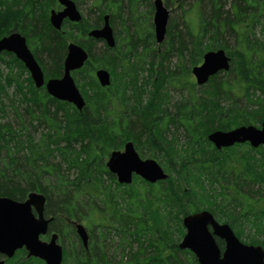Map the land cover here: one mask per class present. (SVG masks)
I'll list each match as a JSON object with an SVG mask.
<instances>
[{
  "label": "trees",
  "instance_id": "obj_1",
  "mask_svg": "<svg viewBox=\"0 0 264 264\" xmlns=\"http://www.w3.org/2000/svg\"><path fill=\"white\" fill-rule=\"evenodd\" d=\"M94 1V17L89 9L58 32L48 23L56 0H0V38L21 33L45 79L61 76L68 42L88 52L73 73L85 101L81 112L37 90L13 55H0L7 68L0 69V97L4 87L15 89L14 123H0V197L44 196L48 230L63 247L61 264H197L178 243L183 217L202 210L264 249V147L219 151L207 140L211 132L257 127L264 119V0H163L179 14L159 45L150 0ZM105 14L113 48L86 36ZM219 49L232 56L229 71L203 86L192 83L190 69ZM99 68L109 72V87L98 84ZM126 142L143 159L159 161L167 179L118 184L105 162ZM72 221L85 226L86 249ZM5 264L44 263L19 250Z\"/></svg>",
  "mask_w": 264,
  "mask_h": 264
},
{
  "label": "water",
  "instance_id": "obj_2",
  "mask_svg": "<svg viewBox=\"0 0 264 264\" xmlns=\"http://www.w3.org/2000/svg\"><path fill=\"white\" fill-rule=\"evenodd\" d=\"M63 7L60 12L51 11L50 25L60 30L65 19L79 22L81 15L72 0H57ZM153 33L156 44L165 39L168 22V10L161 0L153 2ZM93 40H103L108 48L115 46L109 17L103 16V24L98 29L88 32ZM12 53L23 63L30 74L36 89L45 87L52 98L72 104L81 112L85 106L71 73L81 69L88 58V53L79 45L69 43L63 62V73L60 78L44 80L41 68L26 46L25 38L13 32L0 39V54ZM230 68V58L224 50L205 52L200 65L191 68V75L197 86L205 85L209 79ZM95 77L101 87L110 85V75L105 69L95 71ZM207 140L216 150L229 148L236 144L247 143L251 148L264 147V119L260 127L239 126L229 131H214ZM109 173L115 176L120 185H129L133 176L147 183L165 181L167 174L153 159H141L132 142H127L122 151L110 153L106 164ZM45 198L42 194L31 192L24 201H15L0 197V256L11 259L16 251L24 249L27 258H36L45 264H61L62 247L56 243L57 235L53 234L48 242L40 239L45 236L48 224L52 219L44 217ZM185 234L178 244L180 250L190 251L197 264H264V250L261 246L246 245L235 235L228 224L219 223L208 211H201L185 216L182 219ZM75 232L84 248L87 247V233L80 224H74ZM223 242L221 250L216 242ZM4 264V260H0Z\"/></svg>",
  "mask_w": 264,
  "mask_h": 264
},
{
  "label": "rangeland",
  "instance_id": "obj_3",
  "mask_svg": "<svg viewBox=\"0 0 264 264\" xmlns=\"http://www.w3.org/2000/svg\"><path fill=\"white\" fill-rule=\"evenodd\" d=\"M82 4L79 5V9L80 11L82 12L83 15L87 16L88 15V10L89 9H92V8H95L94 5H95V1L94 0H82ZM151 3H152V0H151ZM104 6L108 5V4H103ZM146 6H144L143 8H145ZM174 8V6H172V9ZM168 11H169V19L171 18V16L173 18H177L179 12L178 11H175V12H172L171 14V9L168 8ZM95 11H92L91 12V17H94L95 16ZM177 12V13H176ZM176 13V14H175ZM153 29V28H152ZM95 48L98 50L101 48V44H97V46H95ZM229 56V55H228ZM230 59H232V56H229ZM8 58L5 59V61H7ZM44 62V61H43ZM0 69L1 71L3 72V74H5L7 72V68L4 66V64H0ZM18 70H16V68L14 67V70H9V72H13V74L16 76V73H17ZM223 77H224V74H221ZM220 75V77H221ZM189 79L191 80L192 83H194V79L192 77V75L189 76ZM14 87L11 86V87H4V91H3V96L0 97V123H9V122H12L14 123V114H13V111H12V107H11V100L12 99H15L13 97L14 95ZM170 96H172V93H170ZM123 150V147L120 151ZM159 163V161H158ZM161 167L162 164L159 163ZM222 223V222H221ZM247 234V232H245V235ZM256 236V235H255ZM239 240L242 242V243H245L247 244V241L244 237V235L242 237H238ZM61 244V243H60ZM116 258H118L119 256L116 255L115 256Z\"/></svg>",
  "mask_w": 264,
  "mask_h": 264
},
{
  "label": "flooded vegetation",
  "instance_id": "obj_4",
  "mask_svg": "<svg viewBox=\"0 0 264 264\" xmlns=\"http://www.w3.org/2000/svg\"><path fill=\"white\" fill-rule=\"evenodd\" d=\"M74 3H75V5H76V8H77V10H78V12L80 13V15H81V20L79 21V22H70L69 20H67V19H65L64 21H63V24H65V23H75V24H77V23H80L82 20H83V18H84V16L85 15H83L82 14V12L80 11V9H79V6H78V2H77V0H72ZM151 1V0H150ZM155 0H152V3H151V5H152V18H151V23H153V14H154V7H153V2H154ZM162 1V3H163V6L168 10V8L165 6V3H164V1L163 0H161ZM94 7H95V5H94ZM63 10V7L56 1V3L54 4V5H52L51 6V8H50V10H49V14H50V12L51 11H54V12H60V11H62ZM92 11H95V8H92ZM49 14H48V23L50 24V20H49ZM105 15H107L108 17H109V25H110V27H111V24H110V16L108 15V14H105ZM104 16V15H103ZM169 16H170V14H169V11H168V21H169ZM168 23V22H167ZM63 24H62V26H63ZM102 24H103V17H102ZM102 24H101V26H102ZM100 26V27H101ZM52 27V26H51ZM99 27V28H100ZM53 28V27H52ZM54 29V28H53ZM61 29H62V27H61ZM61 29L60 30H55V31H58V32H60L61 31ZM93 29H98V28H92V29H90L89 31H91V30H93ZM111 30H112V33H113V29H112V27H111ZM88 31V32H89ZM13 32H17V33H19L18 31H12L11 33H13ZM88 32L86 33V36H87V38H89L88 37ZM11 33H9V34H11ZM8 34V35H9ZM22 37H24L21 33H19ZM113 36H114V33H113ZM25 38V37H24ZM91 39V38H90ZM25 41H26V46H27V48H28V50L31 52V54L33 55V57H34V59H35V61L37 62V64L39 65V67L41 68V71H42V73H43V76H44V71H43V65H42V61H40V59H39V57H38V55H36L34 52H32L31 51V49H30V47L28 46V44H27V40H26V38H25ZM94 41H103V40H94ZM104 42V41H103ZM69 43H72V42H68L67 43V45L69 44ZM105 43V42H104ZM75 44H77V43H75ZM77 45H79V46H81L80 44H77ZM82 47V46H81ZM83 48V47H82ZM84 49V48H83ZM85 50V49H84ZM86 51V50H85ZM66 52H67V48H66ZM87 52V51H86ZM4 53H6V52H2L1 54H4ZM88 53V52H87ZM0 54V55H1ZM9 54H11V55H13L14 57H15V55L14 54H12V53H9ZM66 56V55H65ZM16 58V57H15ZM65 58V57H64ZM17 59V58H16ZM18 60V59H17ZM87 60H88V58H87ZM86 60V61H87ZM19 61V60H18ZM22 65H23V63L21 62V61H19ZM63 62H64V59H63ZM24 66V65H23ZM24 68H25V66H24ZM25 70L27 71V69L25 68ZM62 70H63V63H62ZM107 71V70H106ZM108 72V71H107ZM27 73L29 74V72L27 71ZM109 73V72H108ZM95 74V73H94ZM29 77H30V74H29ZM61 77V76H60ZM31 79V78H30ZM44 79H45V76H44ZM47 80H49V79H45V82L47 81ZM110 83H111V76H110ZM41 88H43L44 89V91H45V87L44 86H42ZM41 88H39V89H41ZM39 89H37V90H39ZM46 92V91H45ZM51 223V222H50ZM50 223L48 224V227H49V225H50ZM51 234L52 233H47V235H46V238L47 239H49L50 238V236H51Z\"/></svg>",
  "mask_w": 264,
  "mask_h": 264
},
{
  "label": "bare ground",
  "instance_id": "obj_5",
  "mask_svg": "<svg viewBox=\"0 0 264 264\" xmlns=\"http://www.w3.org/2000/svg\"><path fill=\"white\" fill-rule=\"evenodd\" d=\"M110 75V74H109Z\"/></svg>",
  "mask_w": 264,
  "mask_h": 264
}]
</instances>
